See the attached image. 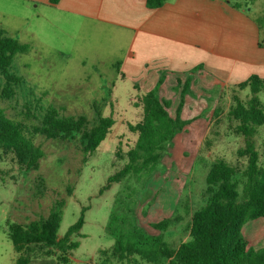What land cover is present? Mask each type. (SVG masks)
Segmentation results:
<instances>
[{"label": "rangeland", "instance_id": "374dc122", "mask_svg": "<svg viewBox=\"0 0 264 264\" xmlns=\"http://www.w3.org/2000/svg\"><path fill=\"white\" fill-rule=\"evenodd\" d=\"M226 1L246 10L245 15L260 30L258 38L262 43L264 0ZM1 27L8 32L7 36L29 45L30 51L14 57L9 73L20 81L10 83L14 95L0 98V110L22 123L27 136L45 155L38 170L26 172L12 155L0 151V264H14L19 257L7 236L8 223L28 224L46 218L59 201H64L59 238L87 208L82 230L71 237L79 247L66 254L53 249L49 256L46 249H35L31 264H60L64 255L70 264H101L100 251L114 244L107 228L115 211L128 214L150 234H163L173 248L189 241L192 214L207 203L206 176L214 161L223 158L231 165L246 164L245 159L238 161L237 154L245 147V139L234 133L236 122L230 121L228 112L232 96L237 94L245 100L249 90L208 88L203 99L194 95L181 114L190 123L167 146L159 165L152 171L127 176L100 195L108 178L128 162L126 154L137 139L129 124L134 125L142 118V109L137 106L142 95L149 91L168 94L170 97L163 99L171 103L168 111L175 118L184 85L174 89L169 79L166 85L159 86L167 75L160 70L135 72L122 79L117 62L122 50L114 55L105 47L91 51L96 38L91 43L88 31L74 32L66 23L47 24L35 35L30 30L17 31L18 24H8L6 20ZM4 84L0 77V96ZM190 94L191 85L187 95ZM261 99L264 103V95ZM50 106L67 118L109 117L115 125L98 150L86 159L78 140H53L33 134L39 121L30 113L41 116ZM216 109L219 117L214 115ZM254 141L264 163V126L258 128ZM163 219H172L165 232L151 227ZM243 235L249 247H263L264 219L246 224Z\"/></svg>", "mask_w": 264, "mask_h": 264}, {"label": "trees", "instance_id": "16d2710c", "mask_svg": "<svg viewBox=\"0 0 264 264\" xmlns=\"http://www.w3.org/2000/svg\"><path fill=\"white\" fill-rule=\"evenodd\" d=\"M59 1L50 0L51 4H58ZM167 1L146 0V5L149 9H158ZM260 45H264V41ZM29 51V45L0 31V77L5 81L0 98L14 95L10 83H19L20 78L10 74L9 69L16 55ZM163 83L164 79H161L159 86ZM190 85L191 80H186L175 118L168 111L171 103L160 98L156 91L142 95L137 105L142 109V118L134 125L129 124V130L137 139L126 154L128 162L108 178L100 195L127 176L152 171L159 165L167 146L190 123L181 118ZM235 88L249 90L245 100L237 94L232 96L233 104L228 112L230 121L236 122L234 133L245 139V147L237 154L238 161L245 159L246 164L231 165L223 158L214 161L206 176L207 203L192 214L191 239L173 248L163 234H150L137 226L128 214L115 211L107 228L114 244L100 251L101 264H264V246L260 249L249 247L243 235L246 224L264 219V163H261L254 141L258 128L264 126V103L261 99L264 79L252 75ZM30 114L39 121V125L33 128L34 135L61 141L78 140L86 159L98 150L115 125L109 117L94 120L84 116L67 118L52 106L41 116ZM214 115L219 117L220 112L216 109ZM0 151L4 155H12L26 172L38 170L45 155L41 147L27 136L25 126L8 118L3 110H0ZM118 155L122 157L120 152ZM63 206L64 201H59L46 218L28 224L8 223L7 236L19 254L14 264H31L35 249H46L49 256L53 254V249L66 254L79 247V243L72 242L71 237L82 230L87 208H83L78 221L59 238ZM171 223L172 219H163L152 223L151 227L163 233ZM61 261L60 264H70L65 255Z\"/></svg>", "mask_w": 264, "mask_h": 264}, {"label": "crops", "instance_id": "0c3cea01", "mask_svg": "<svg viewBox=\"0 0 264 264\" xmlns=\"http://www.w3.org/2000/svg\"><path fill=\"white\" fill-rule=\"evenodd\" d=\"M245 14L226 0H168L158 9H149L146 0H0V24H18L17 31L35 35L47 24L66 23L74 32L88 31L91 43L96 38L91 51L122 50V79L160 70L167 74L161 87L170 79L177 90L191 80L185 105L194 95L203 99L208 88L235 87L252 75L264 79L260 30Z\"/></svg>", "mask_w": 264, "mask_h": 264}]
</instances>
